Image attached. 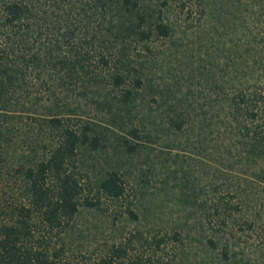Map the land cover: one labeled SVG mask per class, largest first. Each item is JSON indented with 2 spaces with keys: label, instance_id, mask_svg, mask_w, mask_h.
Returning a JSON list of instances; mask_svg holds the SVG:
<instances>
[{
  "label": "trees",
  "instance_id": "trees-1",
  "mask_svg": "<svg viewBox=\"0 0 264 264\" xmlns=\"http://www.w3.org/2000/svg\"><path fill=\"white\" fill-rule=\"evenodd\" d=\"M255 3L200 0L198 16L181 3L179 28L139 0H0V264H71L64 235L79 206L99 200L83 196L77 150L96 148L99 136L89 121L71 118L70 98L106 103L115 87L112 97L125 105L150 85L167 128L194 133L197 151L212 154L211 196L192 198L204 219L223 232L238 219L250 227L243 208L253 188L264 186V14L251 10ZM177 28L186 51L169 49L166 76L154 86L144 71L165 49L147 42ZM96 192L123 196L121 174L107 171ZM169 239L182 240L178 230L153 234L150 251L130 264H177ZM216 240L205 242L216 247ZM128 241L110 247L109 261L125 254Z\"/></svg>",
  "mask_w": 264,
  "mask_h": 264
},
{
  "label": "rangeland",
  "instance_id": "rangeland-1",
  "mask_svg": "<svg viewBox=\"0 0 264 264\" xmlns=\"http://www.w3.org/2000/svg\"><path fill=\"white\" fill-rule=\"evenodd\" d=\"M199 1L139 0V3L153 17L160 12L163 20L181 28V3L190 6L192 16H198ZM251 10L264 14V0H257ZM193 32L187 31L189 38L195 37L196 32L191 35ZM181 36L177 28L171 38L154 37L147 42L153 49H165L156 64L144 71V76L151 79L150 84L155 86L164 80L163 58L169 49L172 53L177 47L179 54L180 50L186 51ZM144 44L139 42L137 52L144 51ZM124 84H131V76ZM149 86L137 89L125 105L112 97V92H118L120 87L105 94L109 106L88 97L70 98L71 118L89 121L92 132L99 136L96 148L82 145L77 150L83 196L97 195L99 200L97 206H79L71 228L64 235L65 256L71 264H130L132 259L143 258L150 251L145 242L153 234L169 236L178 230L182 240L169 239L165 247L177 264H264V186L258 184L253 188L243 208V214L253 220L250 227L238 219V223H230L231 232H223V227L216 226L213 220L204 219L202 209L192 198L211 196L212 169L216 163L211 153L197 151L194 133L187 136L167 128L165 114L156 106L157 95ZM103 97L98 95L100 101ZM133 127L138 136L130 132ZM126 142L135 144V150H128ZM110 170L118 171L124 180V194L119 198L96 192L98 180ZM127 207L136 217L127 213ZM133 233L136 235L132 237ZM128 237L132 240L128 241ZM208 237L217 239L216 247L205 242ZM125 241H128L125 254L109 261L110 247Z\"/></svg>",
  "mask_w": 264,
  "mask_h": 264
}]
</instances>
